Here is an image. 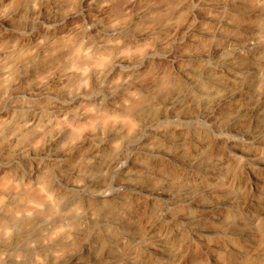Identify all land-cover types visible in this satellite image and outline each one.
Instances as JSON below:
<instances>
[{
    "label": "clouds",
    "instance_id": "9594fccd",
    "mask_svg": "<svg viewBox=\"0 0 264 264\" xmlns=\"http://www.w3.org/2000/svg\"><path fill=\"white\" fill-rule=\"evenodd\" d=\"M0 264H264V0H0Z\"/></svg>",
    "mask_w": 264,
    "mask_h": 264
}]
</instances>
